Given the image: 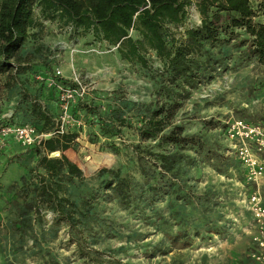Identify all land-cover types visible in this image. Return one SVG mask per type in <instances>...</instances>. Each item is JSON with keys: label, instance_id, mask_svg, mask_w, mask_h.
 <instances>
[{"label": "rangeland", "instance_id": "374dc122", "mask_svg": "<svg viewBox=\"0 0 264 264\" xmlns=\"http://www.w3.org/2000/svg\"><path fill=\"white\" fill-rule=\"evenodd\" d=\"M257 1L251 0L252 5ZM34 15L36 31L20 51L28 55V69L17 75L11 88L6 86L5 74H0V122L41 125L31 113V101L36 99L60 123L64 118L63 131L78 133L65 154L82 170L84 179L67 182L66 194L78 200L88 191L98 192L93 203L97 218L84 236L102 255H92L99 261L79 257L72 232L65 223H54L55 213L46 207L40 214L31 210V186L37 181L31 168L36 156L8 138L0 139V264H256L248 255L250 216L242 202L249 186L240 179L234 163L214 167L202 153L188 151L195 161L183 165L182 175L195 194L191 204L178 201L179 214L184 216L178 225L170 216L167 199L141 211L123 209L101 196L98 170L120 167L137 176L131 144L147 142H141L131 127H123L120 137L102 135L76 107L78 100L66 107L61 104L60 85H72L77 76L88 87L85 97L100 104L102 112L131 117L134 122L155 100L153 79L148 69L120 59L115 47L91 33L65 32L61 21L42 17L39 6ZM199 22L198 13L190 7L186 26ZM242 50L237 43L215 48L223 64L209 83L192 92L175 116L188 134H203L217 148L216 140L224 141L233 155L221 126L236 118L257 121L264 114L253 102L262 95L264 63L246 58ZM148 56L153 67L161 65L152 51ZM3 111L6 114L1 117ZM111 143L119 151L112 150ZM179 228L190 232L186 247L171 244L167 238Z\"/></svg>", "mask_w": 264, "mask_h": 264}, {"label": "trees", "instance_id": "16d2710c", "mask_svg": "<svg viewBox=\"0 0 264 264\" xmlns=\"http://www.w3.org/2000/svg\"><path fill=\"white\" fill-rule=\"evenodd\" d=\"M35 6H39L42 17L61 21L73 32L91 33L115 47L120 59L148 69L153 79L155 100L134 122L131 117L102 112L100 104L90 97L76 103L102 135L120 137L123 127H131L141 142H147L131 144L137 176L120 167L98 170L101 196L106 201H115L123 209L134 207L142 211L167 199L170 216L178 225L184 217L179 214L178 201L191 204L195 194L182 175L183 165L195 161L188 152L191 150L202 153L214 167L234 163L248 187L243 168L236 156L227 152L226 142L216 140L217 148L207 143L203 134H188L184 124L175 122V116L192 92L209 83L223 64L215 56V48L237 43L246 58L264 63V0H258L255 6L251 0H0V74H5L6 86L10 88L17 83V75L28 69V55L22 56L20 51L29 30L38 25ZM191 6L200 22L186 26ZM149 51L160 66L153 67ZM31 113L41 122L34 125L39 131L53 132L38 145L27 147L36 156L31 168L37 178L31 186V210L37 214L42 207L51 210L55 213L54 223H65L72 232L79 257L99 261L92 255L99 257L102 252L91 247L84 236V231L93 227L91 221L97 218L93 203L98 192L88 191L78 200L66 194L67 182L84 179L82 170L65 154L78 133L67 130L56 134L59 120L36 99L31 101ZM225 127L226 123L220 130L223 138ZM110 145L119 151L120 147ZM53 152L58 155H50ZM167 238L171 244L183 247L191 239L190 232L181 228Z\"/></svg>", "mask_w": 264, "mask_h": 264}, {"label": "built area", "instance_id": "2783aa9c", "mask_svg": "<svg viewBox=\"0 0 264 264\" xmlns=\"http://www.w3.org/2000/svg\"><path fill=\"white\" fill-rule=\"evenodd\" d=\"M194 8V6H191ZM71 26L64 27V31L71 33ZM60 73L59 70L56 71ZM87 85L77 76L72 85H60V102L66 107L72 102L85 97ZM264 109V87L262 95L253 101ZM59 130L62 132V124ZM53 132L39 131L31 123H1L0 139L5 141L12 138L21 145L28 147L38 145L43 138ZM225 139L229 142L230 152H233L240 162L244 180L249 186L244 193L242 202L249 213L246 232L250 237L249 258L256 264H264V114L257 121L236 118L226 122Z\"/></svg>", "mask_w": 264, "mask_h": 264}, {"label": "crops", "instance_id": "0c3cea01", "mask_svg": "<svg viewBox=\"0 0 264 264\" xmlns=\"http://www.w3.org/2000/svg\"><path fill=\"white\" fill-rule=\"evenodd\" d=\"M34 31H36V27H33V28H31V29L29 30V37H28V40H29V38H30L32 35H34V33H35ZM28 40H27V41H28ZM6 102H7V101H6ZM6 102H5V103H6ZM3 106H5V105H3ZM4 114H6L5 111H3V113L1 114V117L4 116ZM263 191H264V189H263Z\"/></svg>", "mask_w": 264, "mask_h": 264}]
</instances>
